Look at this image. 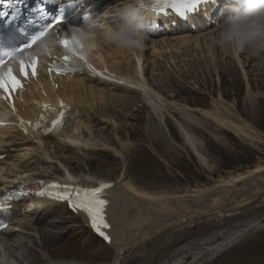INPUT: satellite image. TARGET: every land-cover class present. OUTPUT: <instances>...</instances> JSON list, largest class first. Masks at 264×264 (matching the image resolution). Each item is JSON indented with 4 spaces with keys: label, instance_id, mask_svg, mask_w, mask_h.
I'll use <instances>...</instances> for the list:
<instances>
[{
    "label": "bare ground",
    "instance_id": "6f19581e",
    "mask_svg": "<svg viewBox=\"0 0 264 264\" xmlns=\"http://www.w3.org/2000/svg\"><path fill=\"white\" fill-rule=\"evenodd\" d=\"M98 1L101 4L99 5V13L95 15V19H98L105 25L111 24L113 22V14L107 9L111 6H115L119 0ZM225 2L227 4L229 3L228 0H225ZM93 3L96 4V2ZM221 8L225 10V12L224 14H219V17H224L227 12L226 4L222 5ZM214 14L215 11L212 9L210 14L205 18H211ZM99 17L101 19H99ZM221 20L222 19H220V21ZM161 21L166 28H170V23L166 19H162ZM198 21L199 22L197 23H201L202 27L206 25V27L211 28V20L205 23H202L201 19ZM198 24L193 30L190 28H184L186 30L182 29L181 32H185L186 34L181 37H176L174 40L177 42L176 44L173 43L174 45L167 41L169 36H173L172 33L161 32L158 34H152L150 32L149 37H152L153 40L154 37L161 36V38L158 39L160 41L157 42V46H154L155 49L158 50L157 55L163 58L166 53L171 54V49H173L175 45H178L177 48L180 47L183 50V52L180 50L178 53H192V51L189 50H191L192 45L194 44L193 41L198 46V50L196 51L202 53L201 51L205 50L208 42H213L211 53L217 61L222 52L215 44V35L212 40H208L207 36L201 38V30L199 29L200 26ZM196 32L200 33V35H195ZM210 47H212V44ZM104 49L105 47L101 48L99 47V44L94 47L92 50L91 62L96 66H101L102 68L105 67L110 74H113L116 77H123V79L119 78L123 83H120V80L113 82L107 81L95 77L92 74L70 79L52 77L49 82H44L42 86L39 83L34 84L29 95H26L25 93L19 94L16 102L13 104L19 114L33 121L39 112L40 105L38 100L43 99L44 97L42 95V89L46 92L52 90L53 93L50 102L54 106L58 103L57 96H60L73 109V113L71 114L72 124L68 127L69 129L67 132H59L55 136L44 137L39 134L31 133L26 127H20L11 115L0 113V125H2L0 126V191L13 188L17 189L20 193L28 192V194H30L35 190H39L45 185L44 180H47V178L53 175L52 172L55 173L62 171V164L71 167V162L68 159L79 154L78 148L88 150L86 151L88 153H97L99 151L107 152L109 157H111L113 152L109 151V148L106 145L107 143L104 144L105 141H103L106 139V132L104 133L102 128L100 129L102 131L99 130L98 132V124L101 123V121L102 123H105L104 119L107 118L109 119V123L112 122L111 128L116 131L115 129L118 128L119 124L116 125L115 120L119 119V117H129L138 123L142 118L140 116L143 114L142 111L145 110L138 109L136 110V113L132 112L127 116L132 108L137 106L139 108L144 107L147 110V113L144 115L147 121V135L152 143H156L155 145H157L159 149L171 150L165 136L166 133L163 131L164 128L166 130L165 115H167L172 119V122H176L178 133L185 141V144L189 146V151L194 156L193 158L197 159L199 164L201 163L204 166H208L209 162L207 161V158L203 155L201 147H199L197 140L193 137L189 129L174 120L170 115L178 112L175 110H179L185 119L184 116L187 111L184 110H186V108L188 110L189 107L180 103H178L180 105L178 106L174 101L167 100L172 97V94L164 96L149 83V78L145 71V56L142 55V50L133 53L117 49L115 53L110 54ZM193 52L195 53V49H193ZM233 53L235 55L234 59L236 64L244 68L245 63L241 62L239 57H237L238 53L234 51ZM117 57L120 58V61L115 60ZM128 60H131V62L129 65H126ZM138 60L139 63L137 62ZM231 61L232 60H229L226 65L232 66L229 64ZM213 62L215 64V61ZM124 64L127 67L125 70L122 68H120L122 70H119L116 67H120ZM173 64H175V62L170 63L172 66ZM230 69L238 72V66H235V64H233ZM242 76L244 82H248L247 74H245V72H242ZM218 79L219 78H217V80ZM90 81H94L95 85L100 87H111V89L116 92L122 91L125 92L124 94L130 93L133 95L134 100H131L127 95L109 92L105 100L111 103L110 106L95 109V105H93L92 102L96 99L90 97L82 100V97L77 92L79 89L87 88L89 90V95L93 96L95 88L87 87V84ZM131 85H136L137 87H132ZM141 86H146L150 91L147 93L144 92L141 90ZM253 95L251 94L249 83L246 84V101H249L252 107L258 105L257 98ZM218 99L222 101L224 98L220 95ZM221 101L218 102L217 100H211L212 109L200 110L199 112L203 118L214 122L218 127L231 133L241 141H248L251 145L258 143V136H255L257 134L251 128L252 126L250 127L247 123L245 124L238 118L232 117V112L229 113V111L225 109L223 105L224 103H221ZM141 102H143L142 106L139 105ZM34 104L37 106H34ZM102 104H104V102ZM170 107H173L174 110ZM178 107H180V109H178ZM83 108H85V110H83ZM222 109L224 110L223 112ZM171 111L175 112L172 113ZM114 114L117 115L113 116ZM102 117L104 119H101ZM189 123L191 124V122ZM115 125L116 127L114 128ZM154 125L156 126L154 127ZM3 126H9V128L1 131ZM96 127L97 130L94 129ZM152 127L158 131L154 135L150 131ZM85 132L86 135L84 134ZM116 133H119L118 129ZM117 134H114V137L118 139L119 134ZM111 137L107 135L108 141L113 143L115 140L114 137ZM136 148H138L137 145ZM126 150H128V153L125 159L130 156L129 153L132 149L127 148ZM67 154L70 156H66ZM113 155L114 158L119 159L117 154L114 153ZM109 157L105 159L104 162H108ZM71 159L74 161L75 158ZM87 161L92 162L93 160L92 158H89ZM261 172H264V166L258 165L251 170L229 177L228 179H220L221 181L218 182V185H216L217 187L215 186L217 189L214 187L215 192L208 196L209 202L205 199L208 202V209H203L200 206L195 208L197 200L194 199L195 201H191V198L187 199V201L190 200L188 202H191V205L188 204L189 207H186L185 200L188 196H175L171 198V196L167 194L157 195L139 190L137 189L138 187L131 182H126V173L121 174L117 177L116 183H111V187L105 189L103 192V199L108 202L105 206L104 215L106 222L110 226L109 228L104 229V231L110 237V242H108L116 249V257L111 264H122L119 257L123 254L125 255L124 258L129 259L131 264H209L213 262L214 259L226 252L229 248L240 243L244 239L251 237L255 231L264 229V210L253 212L239 211L238 213H235L238 208H242L241 205H245L246 202L243 203L244 201H249L247 196L238 203L239 205L237 203H232V206L228 204L227 206L230 207L229 211L226 212L228 213L227 215L220 214L219 211L217 212L219 208H216L218 201L230 197L231 189L235 185L243 186V184L249 182L247 181L248 177L257 175ZM60 182L61 186L67 185L70 188H91L103 184L102 181H91L89 177L78 176L75 178L74 176L67 174V172L62 176ZM189 192L193 193V195L195 193L200 196L203 193L200 190L196 191V189L190 190ZM208 193H210V191ZM26 199L29 198L27 197ZM198 199L200 200V198ZM24 203L25 202L21 204ZM21 204L15 205L14 208L19 207ZM60 205L62 204H57V202L39 197L36 209L41 207V210H45L47 212L46 214H49ZM210 207H212V209ZM30 209L31 207L27 208V210H24L23 208L24 212H28ZM190 209L193 214L189 212ZM187 210H189L188 212L192 216H187L188 214H185ZM169 211L172 213H169ZM214 211H216V214H214ZM210 212H213V214L202 216L203 214ZM3 216L6 222L12 219L10 212H3ZM33 216L34 218L32 220H26L28 217L26 215L24 216L25 220L22 219L21 221H17L13 218L10 224L11 227L2 233V236L4 237L2 240L8 242L19 241V246H25L26 242L22 240L29 232H32L35 239H37L39 237L38 231L34 225L43 223L45 217L41 218L40 213L37 212H35ZM206 216L211 217L207 218ZM77 217L83 218L80 214H78ZM88 222L90 221L88 220ZM148 228L151 229L148 230ZM152 228L154 230H152ZM92 230L98 237L103 239L93 228ZM30 236L32 235H29V237ZM145 237H148L146 242L139 243L140 238ZM148 239L150 240L148 241ZM180 241L185 243L172 249V247ZM133 244L136 245L130 249ZM13 258L16 260L17 264H27V262L23 263L18 260L17 257Z\"/></svg>",
    "mask_w": 264,
    "mask_h": 264
},
{
    "label": "rangeland",
    "instance_id": "374dc122",
    "mask_svg": "<svg viewBox=\"0 0 264 264\" xmlns=\"http://www.w3.org/2000/svg\"><path fill=\"white\" fill-rule=\"evenodd\" d=\"M217 25L201 31V38L207 36L208 40L214 39ZM184 34V32H177L173 36H169L167 41L171 44H176L177 41L174 39ZM195 35H200V33H196ZM158 39L148 40L146 47L142 50V55L145 56V71L149 78V83L164 96L172 94V97L167 100L174 101L178 106H180L178 103L186 105L191 109L188 108L187 110L186 108L184 110L188 113H185V119L179 110H175L178 112L170 115L174 120L189 129L197 140L199 147H201L203 155L207 158L209 162L208 166L199 164L197 159L193 158L194 156L189 151V146L185 144V141L178 133L176 122L173 121V123L172 119L167 115H165L166 130L164 128L163 131L166 133L164 134L171 150L159 149L155 145L156 143H152L147 135V121L146 117H144L147 110L144 107L142 109L137 106L133 107L127 116L132 112L136 113L138 109L145 110L140 115L142 117L140 122L137 123L129 117H119V119L115 120V124H119L118 128L115 129L116 131L117 129L119 130V135L111 128L112 122L109 123V119L107 118H101L104 119L105 123L101 121L97 126L98 130L97 127L94 128L98 132L102 128L103 132H106V139L107 135L112 136L111 138L115 136L114 134L119 136L118 139L114 137L115 141L113 143H110L111 141L109 142L108 139H102L105 141L104 144L107 143L109 151L117 154L119 159L114 158L113 154V157H109L107 152L88 153L86 152L88 150L78 148L79 154L71 157L75 158L74 161L71 158L68 159L71 162V167L62 164L61 169H64L67 174L75 178L84 176L89 177L91 181H102L109 184L116 183L117 177L126 173V182H131L139 190L150 194H167L171 198L175 196H188L185 200L186 207L191 205V202L189 203L188 201L197 200L195 208L200 206L203 209H208V196L215 192L214 190L218 182L221 181L220 179H228L229 177L251 170L258 165L264 166V61L246 52H237V57H239L241 62L245 63V67L242 68L236 64L233 51L221 47H219V50L222 52L221 56L216 61L211 53L213 42H208L205 50L201 51L202 53H198L196 51L198 50V46L194 41L191 50H189L192 53H178L182 49L180 47L177 48L178 45H175L171 49V54L166 53L161 58L157 55L158 50L154 47L160 41ZM211 44L212 47H210ZM193 49H195V53ZM104 50L113 54L117 49L107 46ZM115 60L120 61V58L117 57ZM212 60L215 61V64ZM229 60H232L229 64L238 66V72L231 70L230 67L232 66L226 65ZM130 62L131 60H128L126 65H129ZM172 62H175L173 66L170 65ZM116 67L119 70L127 69L125 64ZM242 72L247 74L248 82H244ZM217 78L219 79L217 80ZM248 83L251 88V94H254L253 96L257 98L258 105L253 107L249 101H246V84ZM109 92V88L96 87L93 92L94 95L90 96L87 88L78 90L82 100L90 97L96 99L92 102L95 105V109L110 106L111 103L105 100ZM220 95L224 98L222 101L218 99ZM127 96L131 100H134L133 95L129 94ZM211 100L221 101V103H224L225 109L229 113L232 112V117L238 118L250 127L252 126L251 128L257 134L255 136H258V143L251 145L248 141H241L231 133L218 127L214 122L204 119L199 111L212 109ZM103 102L105 105L102 104ZM142 104L143 102L139 103L141 106ZM170 108L173 109V107ZM116 115L114 114L113 116ZM150 131L153 135L158 132L153 127ZM84 134L86 135V132ZM136 145L138 148H136ZM127 148H131L132 151L129 153L130 156L125 159L128 153ZM90 157L93 160L92 162L87 161ZM108 157L109 161L104 162ZM61 175H63L62 172H59L51 175L50 178L59 179ZM251 177H248V183L243 184L244 187L235 185V188L231 189L229 198L221 199L217 202L216 208H219L217 212L219 211L220 214L227 215L228 213L226 212L229 211L232 203H240L246 198L245 196H247L249 201H244L243 203L246 202L245 205H241L242 208H238L235 213L239 211L253 212L264 210V172ZM195 189L196 191L200 190L203 192V195L201 194L200 196L195 193L193 195V193L189 192ZM209 191L210 193H208ZM187 199L190 200L187 201ZM228 204L230 206H227ZM210 208L212 209V207ZM21 210L19 219H23L25 216L23 209ZM188 211L185 212L186 215L188 214L187 216L190 215L191 209ZM169 213L172 212L169 211ZM191 214L193 213L191 212ZM212 214L213 212H210L202 216ZM214 214H216V211H214ZM41 216H43L42 213ZM206 217L210 218L211 216ZM36 228L39 231L40 239H36L33 244H26V248L21 247L16 250L17 252L20 249L23 250V256H17L23 258L27 264H35L36 261H40L39 264H111L115 260V247L108 241H105L106 244L89 230L81 227L80 223L64 207H59L56 212L47 215L44 223L37 225ZM152 230L154 229L152 228ZM147 238H140L139 243L146 242ZM183 243L185 242L180 241L172 249ZM135 245H131L130 249ZM124 256L123 254L119 257L122 264H131L130 260L124 258ZM210 264H264V229L255 231L251 237L234 245L233 248H229L227 252L220 255Z\"/></svg>",
    "mask_w": 264,
    "mask_h": 264
},
{
    "label": "clouds",
    "instance_id": "9594fccd",
    "mask_svg": "<svg viewBox=\"0 0 264 264\" xmlns=\"http://www.w3.org/2000/svg\"><path fill=\"white\" fill-rule=\"evenodd\" d=\"M149 0H119L107 10L113 14V22L102 24L91 18L82 26L71 27L65 38L71 43L63 49L62 55L69 56L76 66L84 62L79 57L89 60L92 50L103 43L115 49L139 52L146 47L153 27V16ZM28 58L55 56L61 49L55 31L49 29L39 33ZM215 44L234 52H246L264 61V0H229L227 15L217 25ZM18 58H23L18 54ZM19 241L8 242L0 239V264H17L15 255L19 252Z\"/></svg>",
    "mask_w": 264,
    "mask_h": 264
},
{
    "label": "snow or ice",
    "instance_id": "6c2138e0",
    "mask_svg": "<svg viewBox=\"0 0 264 264\" xmlns=\"http://www.w3.org/2000/svg\"><path fill=\"white\" fill-rule=\"evenodd\" d=\"M202 2V0H149L150 11L154 13H159L163 11L165 8H172L175 12L181 17H187V14L193 12L198 5ZM77 4H83V0H76V3L67 4L68 8H76ZM40 19H47V12L43 8L40 10ZM64 11L65 6L62 4L60 9V14L55 18L52 24L47 25L46 29L43 32L55 28L57 25H62L64 22ZM82 19L84 23L88 22L91 19L90 11L85 10ZM56 37L59 41V44L62 48L67 49L69 44L71 43L68 39L65 38V33H57ZM38 37L32 39L29 43L23 45L22 47L15 49L12 52H4L0 54V93L3 94L4 99L11 100L12 95L18 90L23 88V83L20 78L13 71L12 66L9 64L10 61L17 62L19 64V74L24 79L29 78V72L32 77L37 75V63L39 57H31L26 61L24 58H18V54L20 53H28V50H31L35 41ZM87 68V71L91 72L94 75H100L101 73L96 72V70L89 64H87V60L84 57H79ZM63 60L65 62V68L62 70L61 68H56L55 65L52 67L55 69L57 74H61L62 71H83V68L74 65L71 62V58L69 56H64ZM139 63V60L137 61ZM52 69H50L51 71ZM114 79V77H113ZM123 83V81H119ZM132 87H137L136 85H131ZM141 90L144 92H149L146 86H141ZM46 110L49 109L48 105L43 106ZM64 105L61 103V108ZM14 110V109H13ZM54 111V110H53ZM64 112H59L56 119L52 120L51 130H55L63 123ZM43 120L44 117L42 116ZM23 124V121H21ZM2 126V125H0ZM35 128L41 127L39 123L32 125ZM26 131V129H25ZM111 185L107 183L100 184L98 187L91 188H69L67 185L61 186L59 184H51L47 188H44L40 192L37 193L39 196H47L50 199H56L60 201H67L69 207L76 212H83L88 220L91 223V227L101 236L105 241L110 242V237L105 233L104 229L109 228V224L105 219V206L107 205V201L103 199V192L105 189L110 188ZM63 189V190H61ZM5 200H12L13 196H7L4 198ZM8 225L7 223L0 221V230H3Z\"/></svg>",
    "mask_w": 264,
    "mask_h": 264
}]
</instances>
